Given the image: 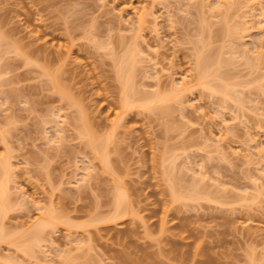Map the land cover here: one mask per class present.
I'll return each mask as SVG.
<instances>
[{
    "label": "rangeland",
    "instance_id": "1",
    "mask_svg": "<svg viewBox=\"0 0 264 264\" xmlns=\"http://www.w3.org/2000/svg\"><path fill=\"white\" fill-rule=\"evenodd\" d=\"M217 1L0 0V158L9 160L16 188L0 223L17 233L0 244V264L4 256L12 264H181L158 250L170 236L188 253L184 264L264 260V57L256 61L253 51L264 50V27L242 36L233 26L251 19L248 1L237 0L228 15L211 7ZM140 12L147 16L139 30ZM223 21L233 37L220 34ZM134 44L144 51L133 68L140 92L169 94L171 83L193 76L196 51L221 53L219 73L235 88L230 98L224 90L227 98L221 86L210 87L215 93L194 86L159 104L168 117L132 109L115 126L121 85L114 64ZM229 45L248 49L252 60L230 57ZM78 115L101 141L111 134L109 169L80 136ZM84 171L89 183L77 186ZM166 171L188 198L202 176L194 182L200 195L171 203ZM117 183L139 215L105 222ZM42 207L66 223L30 245L23 234ZM165 208L169 232L160 234ZM94 218L102 222L93 226ZM25 248L33 253L24 255Z\"/></svg>",
    "mask_w": 264,
    "mask_h": 264
},
{
    "label": "bare ground",
    "instance_id": "2",
    "mask_svg": "<svg viewBox=\"0 0 264 264\" xmlns=\"http://www.w3.org/2000/svg\"><path fill=\"white\" fill-rule=\"evenodd\" d=\"M201 1H203V0H201ZM246 1H248V2H246L247 4L249 3V5H248L249 8H247L249 11L248 12L246 11V13L249 14L251 19L249 18L250 20H248V15L247 16L245 15V18L247 17V22H244V21H242L241 23L239 22L238 25L235 24L233 26L234 29L233 28L232 29L234 31H238V32H240L242 34V32L243 33L244 32H248L253 27H255L257 29L259 28L258 31H257V33H259L260 29H262L264 27V8H263L264 6L261 7V5H264V0H263V3H262L261 0H246ZM237 2H238L237 0L236 1L235 0H223V1H221V0L219 1L218 0L215 3L211 2V4H212L211 7H213V4H214V6H216L217 9H222V10L224 9V11L227 12L225 14L228 15V11H229V9H231L233 3H237ZM206 3L208 5L207 0H206ZM208 6H210V5H208ZM258 8H260L259 9L260 12H258L259 11ZM217 9H216V11H217ZM222 10H219V12H222ZM256 10H258L257 13H256ZM254 12H255V15L260 13L258 15L262 16V18L260 16H258V15L255 18L254 17L255 16ZM225 14H224V20H225V17H226ZM146 16H147L146 12H140L139 14L136 15V21H137L139 30L142 28V26H143V24L145 22ZM252 18L253 19L255 18L254 20L257 21V24H255L256 22L253 20L255 25L253 24V26H250L251 23H252ZM259 18H261L262 20L259 21ZM250 21H251V23H248ZM224 23H226V21H223V23H222L223 26H221V28L219 30L220 34L222 35V34L226 33V31H228V34L226 33L227 36L228 37H230V36L233 37L234 31L232 30L233 33L231 34L230 30H228V28H227V25L225 27ZM245 23H248L247 24L248 27L243 26V25H245ZM223 30H224V32H223ZM219 31H218V33H219ZM260 33L262 34V33H264V31H260ZM243 35L244 34H242V36ZM262 41H264V40H262ZM199 42H203V40L200 39ZM201 44L202 43H200V45ZM231 44H233V43H231ZM262 44H264V42ZM230 48H231V50H230ZM230 48H228V50L224 52V53L229 54L230 57L235 58L234 55L239 53L240 57L242 56L243 58H245V57L249 58V59L245 58V59H247V61L248 60L249 61L252 60L251 57L249 56L250 54H249V50L248 49H247L248 51L246 49H243L244 51H242L243 52V54H242V52L240 53L238 50H234L232 45L230 46ZM201 49H202V47L200 48V50ZM253 51H254V54L256 53L255 60L256 61H259L260 59L262 60V58L264 57L263 56L264 50L262 51V49L261 50H257L256 49V51L255 50H253ZM142 52L144 53V51H141V49L139 47L137 48L135 46V44H134L133 49L130 51V54L128 56H126V53H125L123 58H121L118 61V63L116 61H114V62H116L114 65H117L116 66L117 70H116V67H115V72L117 71V73H115V75L117 74V77L116 76L115 77H116V79L117 78L119 79L118 81H120V83L118 82V84L121 85V89H119V92L121 91L120 92L121 95L119 96V99L121 100V102L119 103V106H118L120 108V110H119L118 113H116L117 121H115V122L113 121L114 122L113 124H115L116 122L117 123L120 122V118H122V116H124L127 111L132 110V109H137V110L138 109H145L146 110L148 108L147 111H155V110H157V114L161 115V117H168L169 116V115L167 116L168 113L164 114V112H166V109L164 107H162L161 105H159V104L164 102L169 96L171 98L168 101H170V100L172 101L174 99H177V96H181V97L185 96L186 93H188L191 89H194L193 88L194 86H200V88H202V89L203 88L204 89H208V90L210 89L209 91L212 92V93L214 91H217L216 86H218V87L221 86V89L218 90V93H220V91H223L222 96L223 97H227V98H228V96H229V98L231 96V95H229V93H232L230 90H234L233 88H235L234 87V83H231L230 84L231 86L229 85V83H225V82H227V78L225 76H223L221 73H219V70H218L219 68L217 67V65L220 66V63H221V65L223 64V60L221 58V53L220 54L218 53V55H211V54L208 55V54L203 53V51H196L194 53V55H195V59H194L195 65L193 66V71H195V72H194L193 76H190V78L181 77V79L178 80L176 83H173V84L171 83L170 84V90L171 91L169 90V92H170L169 94L164 96L163 94H160L159 92H156L154 94L149 93V95H148V94L144 93L143 91L140 92L141 89L137 90V88L135 86V82H134L135 73L133 74V68L135 66L136 61H138V59H140V57H143ZM137 56H138V58H137ZM216 56L218 57V60L216 59L217 58ZM135 57L137 58L136 61H135ZM214 59H216V61H218L219 64H216L217 62L214 61ZM214 66H216V68H214ZM212 68H213V70H212ZM216 70H218V71H216ZM214 73H215V75L217 73V75H216L217 79H215V80L212 79V78L215 77ZM213 75H214V77H213ZM223 78H225V80H223ZM209 79L211 80L212 83L214 82V86L210 85ZM222 80L224 81V83H223ZM51 81H52V84H53V87H54V82H53L54 79H53V77H52ZM220 81H222V82H220ZM216 82H219L221 85L220 84L216 85ZM56 83H57V81H56ZM157 85H159V79H158ZM171 85H172V87H171ZM55 86H57V85H55ZM210 87L212 89L216 88V90L212 91V89ZM54 88L56 89V87H54ZM229 88H232V89H229ZM225 89H227L226 93L224 91ZM63 93H62V96H63ZM140 93H144V95L141 94V96H140ZM224 93L226 95H228V96H225ZM233 93H234V91H233ZM235 93H239V91L235 90ZM136 94H138V96ZM64 95H65V93H64ZM65 98L69 100V98H67V95H66ZM139 98H141V99H139ZM60 117H66V115L64 114V116H62V114H61ZM74 120L78 121V123L76 122V126L79 125V127H77V129L79 130L78 132L81 133V134L79 133L80 136L81 137L84 136L83 138H87L86 142H88L87 145H89V147H91L90 149H92L93 157L96 158L97 161L99 160V163L101 165H103L104 168L109 169L110 168V162H109V159H108L109 155L107 153L108 152V147L107 146L109 144V141H110L109 138H110L111 134H110L109 137L104 138L106 140L103 139L101 141L100 138L98 139L97 136L94 135V133L91 131V128L86 123V121H85V119H84V117L82 115L81 116L78 115V118L76 117ZM117 123H116L115 126H117ZM115 126L112 125V127H115ZM89 168H90V166H89ZM12 169L13 168H11V164H10L9 160L1 157L0 158V218H1V216L4 218L6 213H7V210L12 207V204L10 206V202H9L10 200H8V196L11 195V191L12 190L13 191L16 190V188L10 187V185H9V184H11L10 183L11 179L13 181V177L11 175L13 173ZM84 172H85L84 174H81L82 176L80 177V179L79 180L77 179L78 182L75 181L77 186H79V184H80L79 182H81V186H82V184H85V182H86V184L89 183L88 180L90 179L91 173H90V171H84ZM169 173L170 172H167V171L164 172V175H166V178H167V183H168V177L167 176L172 175V174L169 175ZM195 177L196 178L194 179L195 181H193V183H192L191 191L193 189V191L195 190L194 192L196 193V188L194 189V187H197V184H194V182H197L198 180L200 181V178L202 176H198V178H197V176H195ZM170 179H172L171 176L169 177V183L170 184L168 183V186L170 187L169 191H170V195H171V198H170L171 199V203L179 202L180 199H182V200L190 199V198L195 197V196H197L199 194L198 192H197V194L192 193V195H190L189 198H188V194H190V193H187V194L186 193H183V194L180 193V192H182L181 187L180 186L175 187V183H177V182L175 181L174 178H173V181L170 180ZM11 185L14 186V181L12 182ZM115 185L116 186L114 187L115 188V191H114L115 193H114L113 206H112L113 212L111 211L112 215H110L109 218L105 219L104 221L105 222H107V221L108 222H110V221L111 222H113V221L116 222L117 220H121V222H122L123 219H126L128 216L130 218H131V216H133L136 219L138 217V215H139V213H138L139 212V207H137L138 211L135 210L134 206H136L137 204L135 205L134 203L131 202V200L128 198L129 196H128L126 190L123 187H121L120 184H118V183L115 184ZM12 188H14V189H12ZM177 188L180 190V192L177 190ZM15 193H16V191H15ZM185 194H186V196H185ZM184 196L187 197V198H183ZM9 197L11 198L12 195L9 196ZM21 198L24 199V195L23 194L21 195ZM196 199L198 200L197 197H196ZM190 200H194V199H190ZM40 209H41V211H40L41 213H39L40 216L38 215L32 222H30L31 224L28 227L29 230H27V231H29L30 234H28L27 231L25 232V234H23L26 243L28 241H31L30 245H35L36 244L35 242H40L41 240H43L42 239V235L44 233V230H46L47 228L55 229L61 223H63V224L66 223L64 221V218L61 217L60 215H59L60 216L59 217L58 214L54 210L52 212V209H50V211H49V209L46 210V208H43V207L40 208ZM167 211H168L167 208L162 210V217H161V220L159 222L160 225L158 226L160 234H166L167 232H169L167 227H165L167 222L165 220L166 216L164 214ZM140 218H142V217H139V219ZM97 221L98 222H102L101 218L92 219L91 222H92L93 226H94L95 223H98ZM1 223H2V221H1ZM1 223H0V244L1 243L7 244V243H9V239H8L9 236L13 237L17 233H8V234H6L7 233V231L5 230L6 228L3 226V224H2V227H1ZM68 225L70 226V224L67 221V224L65 226H68ZM90 225H91V223H90ZM144 229L146 230L144 233L145 234L147 233V235H148L149 232L147 231V227H144ZM4 230L6 231V233L4 232ZM166 237H168V235ZM168 238H171V240L169 239V242H167V238H166L165 243L163 244V246H158L159 252L160 253H164V255L169 260H175V261L179 260L181 264H184L186 262L187 258H188V253L184 252V251L182 252V251L176 249L177 241L173 242L172 241L173 240L172 236H170ZM16 241L18 242V243L15 242L17 244H21V243L25 244V241H24V239H21V236H19L18 240H16ZM33 241H35V242H33ZM23 244H21V245L23 246ZM30 245L28 244L27 246L26 245L25 246H26V248L29 247L32 250V246H30ZM18 246L19 245H17V247ZM24 247L21 248V249L20 248H18V249L22 250V249H24ZM26 248H25V252L26 253L23 252L24 255H26V254L29 255V253H33L32 251H29V253H28V250H30V249L28 248V250H27ZM6 257L7 258H5V256H4V258H3L4 260H2L1 263L2 264H8V263L12 264L13 260L11 258H9L8 256H6ZM65 257H67V256H65ZM65 257H63V259H65ZM146 257L149 258L151 256H150V254H146ZM8 258L11 259V260H9ZM252 260L256 261L253 258H252ZM249 261H251L250 258H249ZM257 261H259V260H257ZM13 263H15V262H13ZM251 263L252 262H250V264ZM252 264H264L263 257H262L261 261L255 262V263H252Z\"/></svg>",
    "mask_w": 264,
    "mask_h": 264
}]
</instances>
